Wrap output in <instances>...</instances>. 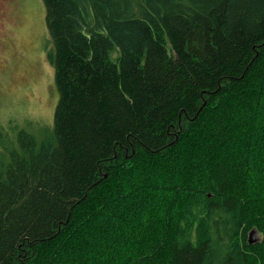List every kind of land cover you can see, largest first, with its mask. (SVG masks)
I'll list each match as a JSON object with an SVG mask.
<instances>
[{"label":"trees","instance_id":"obj_1","mask_svg":"<svg viewBox=\"0 0 264 264\" xmlns=\"http://www.w3.org/2000/svg\"><path fill=\"white\" fill-rule=\"evenodd\" d=\"M43 2L58 98L0 134V264H264V0Z\"/></svg>","mask_w":264,"mask_h":264},{"label":"rangeland","instance_id":"obj_2","mask_svg":"<svg viewBox=\"0 0 264 264\" xmlns=\"http://www.w3.org/2000/svg\"><path fill=\"white\" fill-rule=\"evenodd\" d=\"M52 46L43 0H0V134L6 144H16L19 130L39 137L52 129L58 98Z\"/></svg>","mask_w":264,"mask_h":264},{"label":"water","instance_id":"obj_3","mask_svg":"<svg viewBox=\"0 0 264 264\" xmlns=\"http://www.w3.org/2000/svg\"><path fill=\"white\" fill-rule=\"evenodd\" d=\"M250 233H251V232H250ZM250 233H249V234H250ZM250 235H251V234H250Z\"/></svg>","mask_w":264,"mask_h":264}]
</instances>
